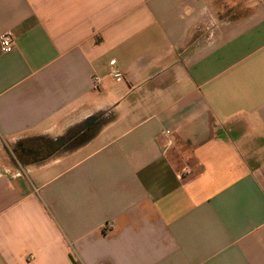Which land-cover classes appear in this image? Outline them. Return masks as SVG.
Instances as JSON below:
<instances>
[{
    "label": "crops",
    "instance_id": "crops-1",
    "mask_svg": "<svg viewBox=\"0 0 264 264\" xmlns=\"http://www.w3.org/2000/svg\"><path fill=\"white\" fill-rule=\"evenodd\" d=\"M5 31L0 264H264V0H0Z\"/></svg>",
    "mask_w": 264,
    "mask_h": 264
},
{
    "label": "flooded vegetation",
    "instance_id": "flooded-vegetation-1",
    "mask_svg": "<svg viewBox=\"0 0 264 264\" xmlns=\"http://www.w3.org/2000/svg\"><path fill=\"white\" fill-rule=\"evenodd\" d=\"M96 126V124H92L91 126H89V128H86L84 130H92L94 127ZM86 131H84L83 133L79 132L77 134H75L72 137H64L62 138L61 142H56L54 144H50V147H55V148H65L67 145H70L73 141L75 140H79V139H83L87 136V134H85ZM18 149H19V156H24L28 159L30 157H37L38 155L42 154V151L37 148L34 147L32 145L30 146H25L24 144H19L17 145Z\"/></svg>",
    "mask_w": 264,
    "mask_h": 264
},
{
    "label": "rangeland",
    "instance_id": "rangeland-1",
    "mask_svg": "<svg viewBox=\"0 0 264 264\" xmlns=\"http://www.w3.org/2000/svg\"><path fill=\"white\" fill-rule=\"evenodd\" d=\"M221 15H218V19H225L224 18V14L225 12L220 13ZM211 29H214V27H212V25H210ZM211 29L208 30H204L203 32H201V34H199V36H201V41L197 42V44H203L206 41V34L210 33ZM82 140H75L71 145H69V147L75 146L77 144H79ZM38 144H42V145H46L45 142L40 141L38 142ZM47 146V145H46ZM45 146V147H46ZM53 149H55V147H53ZM48 152H44V154H46ZM3 154V161H7V164L9 165V167L12 168H16L17 167V163L16 160L20 159V161H22L23 163H26V161H29L28 159L23 158L22 156H19V149L16 145H13L9 150H6L5 152L2 153ZM2 156V155H1Z\"/></svg>",
    "mask_w": 264,
    "mask_h": 264
},
{
    "label": "built area",
    "instance_id": "built-area-1",
    "mask_svg": "<svg viewBox=\"0 0 264 264\" xmlns=\"http://www.w3.org/2000/svg\"><path fill=\"white\" fill-rule=\"evenodd\" d=\"M14 46H15V38L11 31H5L0 34V52L2 54L10 53L14 49ZM114 63H115L114 61H110L109 64L110 66H113ZM110 74L116 79H120L122 77V74L118 70H112L110 71ZM95 80L96 83L99 82L97 79Z\"/></svg>",
    "mask_w": 264,
    "mask_h": 264
},
{
    "label": "trees",
    "instance_id": "trees-1",
    "mask_svg": "<svg viewBox=\"0 0 264 264\" xmlns=\"http://www.w3.org/2000/svg\"><path fill=\"white\" fill-rule=\"evenodd\" d=\"M40 141H42V140H40V139H33V140L29 141L27 144H24L25 146H30V145H32V146H34V147L39 148V149L42 151V154H41V155H38V156L35 157V158L31 157V159L28 158L29 161L26 162V163H40V162H42V161L48 159V157H49V155H50L51 153L49 152V154H48V153L44 154L45 149L47 148V147H45V146L47 145V143L45 142L46 145L38 144V142H40ZM43 142H44V141H43ZM50 148L52 149L51 152L54 151L53 147H50ZM22 157H23V156H22ZM25 159H27V158H25ZM20 160H21V158L17 160L18 163H23V162L20 161Z\"/></svg>",
    "mask_w": 264,
    "mask_h": 264
},
{
    "label": "water",
    "instance_id": "water-1",
    "mask_svg": "<svg viewBox=\"0 0 264 264\" xmlns=\"http://www.w3.org/2000/svg\"><path fill=\"white\" fill-rule=\"evenodd\" d=\"M93 120H95V118H89V119L87 120V122H86L87 124H85V127H86V128H89V126L92 125L91 122H92ZM98 128H99V124H97V125L95 126V129H96V130H98ZM58 142H61V140L58 141Z\"/></svg>",
    "mask_w": 264,
    "mask_h": 264
}]
</instances>
